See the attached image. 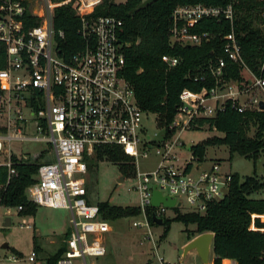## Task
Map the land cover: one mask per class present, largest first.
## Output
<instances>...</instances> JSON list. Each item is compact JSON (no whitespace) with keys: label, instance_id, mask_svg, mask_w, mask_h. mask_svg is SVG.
Returning a JSON list of instances; mask_svg holds the SVG:
<instances>
[{"label":"built area","instance_id":"1","mask_svg":"<svg viewBox=\"0 0 264 264\" xmlns=\"http://www.w3.org/2000/svg\"><path fill=\"white\" fill-rule=\"evenodd\" d=\"M34 1L37 0H0V41L6 47L5 66L0 68V118H5V123H0V168L3 169L0 209H4L0 213V230L6 227V218L11 221L22 210L21 205L3 203L6 187L17 174V165L34 162L42 156L9 152L5 141L12 139L45 141L55 153V161L41 163L35 181L26 188L28 199L38 206L65 208L71 213L72 231L64 239V250L55 264H96L88 258L106 254L103 235L111 230L110 221L102 217L97 204L90 202L85 179L87 160L104 146H117L133 160L147 156L150 149L161 156L155 170L138 173L137 185L133 188L140 193L137 207L144 220L133 221L134 226L149 227L152 215L164 219L167 207L150 203L153 189L175 198L173 207L186 203L190 211L198 213H203L210 201L223 198V189L228 188L232 179L231 172H223L216 161L204 169L202 162L195 158L196 165L192 162L174 165L172 161L176 157L172 150L180 144L178 139L164 136L159 141L156 133L154 136L147 133L144 115L148 112L138 105L132 85L120 74L124 65L118 38L122 19L113 15H90L101 0H41L32 8ZM69 3L79 16L78 33L85 44L82 49L64 55L59 49L64 32L54 27L53 11ZM27 13L39 18V22L26 26ZM262 17L260 26L264 34V9ZM171 18V43L197 45L208 39L207 32H189L202 18L224 19L231 28L223 37L224 55L217 56L209 65L214 86L200 91L182 90L177 112L167 126L168 132L197 127L199 117L214 116L227 100L239 112L262 110L259 103L264 102V56L258 72L244 61L234 30L233 2L226 6L177 5ZM161 59L168 67L178 63L177 57L168 54H163ZM226 61L241 66V79L224 77ZM24 108L38 133L34 137L21 135V122L28 121ZM162 129L164 133L167 130ZM257 220L263 226H258ZM248 229L264 232V213H250ZM210 255L213 256L212 244ZM26 258L28 262L40 264L36 261V250ZM259 258L264 264V248ZM24 259L12 253L0 259V264H14ZM158 260L159 264H170L161 257ZM228 264L237 263L230 259Z\"/></svg>","mask_w":264,"mask_h":264},{"label":"trees","instance_id":"2","mask_svg":"<svg viewBox=\"0 0 264 264\" xmlns=\"http://www.w3.org/2000/svg\"><path fill=\"white\" fill-rule=\"evenodd\" d=\"M143 0H101L90 15H113L122 19L118 38L122 44L124 65L120 74L132 85L138 105L145 112L156 114L160 127H166L172 121L180 104L182 90L200 91L214 86L209 65L217 56H223V37L230 30V23L224 19L202 18L189 28L191 33L209 34L200 44H180L170 42L172 12L177 5L202 3L213 6H226L233 2L235 9L234 30L240 42L242 56L246 64L255 72L264 56V34L260 24L263 21L264 0H155L151 4L138 8ZM25 2V1H24ZM25 25L33 26L39 18L27 13ZM53 24L64 32L60 40L61 54L69 55L84 47V40L78 33L79 16L71 3L58 6L53 11ZM163 54L175 56L178 63L168 67L161 57ZM6 47L0 41V68L5 66ZM224 77L241 79L242 68L238 64L226 61ZM264 74V73H263ZM198 126L206 124L209 130L221 132L201 142L190 144L193 158L204 160L208 145H226L231 158L239 154L255 161L264 153V109H246L239 112L232 101L227 100L222 109L212 117H199ZM253 127V134L249 131ZM165 137L171 132L165 130ZM99 161H107L118 166L123 174H132L134 164L129 156L117 146H104L97 149L87 168L97 167ZM39 161L21 162L17 165V174L8 183L3 203L10 206H22L20 214H35L38 205L27 197L26 188L35 181ZM232 179L228 193L221 199L210 201L203 213L189 211L177 212L174 219L184 224H195L196 234L212 232L213 264H228L223 259H233L237 264H261L259 255L264 248V232L249 230L250 213H264V197H252L264 189V173L241 176L231 172ZM3 169L0 168V181ZM104 219L113 222L119 218L139 213L136 206H121L107 201L97 203ZM150 224H154L149 217ZM258 226L263 223L257 220ZM164 234L170 220L165 218ZM195 236L193 234L188 240ZM187 240V241H188ZM64 246L49 255L46 264H55L62 254ZM223 260V263H222Z\"/></svg>","mask_w":264,"mask_h":264},{"label":"rangeland","instance_id":"3","mask_svg":"<svg viewBox=\"0 0 264 264\" xmlns=\"http://www.w3.org/2000/svg\"><path fill=\"white\" fill-rule=\"evenodd\" d=\"M124 1L114 0L115 3ZM40 3L41 0L34 1L32 8ZM23 112L28 121L21 122V135L26 137L38 135L33 128L27 108H24ZM0 123H5L4 117L0 118ZM144 124L148 134L154 136L156 133L159 141L164 140V130L158 125L156 114L148 112L144 115ZM248 134H253V127ZM213 135L222 134L214 129L209 130L206 124L183 130L177 128L170 136V140L178 139L180 143L172 150V154L176 157V160L172 161L174 165L181 166L185 162L196 165L198 162L186 145L201 142ZM5 149L20 156L30 157L41 154L42 156L36 159L40 163L55 161L53 148L45 141L12 139L5 141ZM89 160L91 159L87 162ZM131 160L134 164L132 174H123L117 165L107 161H99L97 167L87 170L85 179L91 203L107 201L121 206L140 205V193L133 188L137 185L138 173L155 170L161 162V156L154 149H150L147 156H139ZM213 161L219 163L223 172H237L241 176L256 174L257 177H262L264 173V153L255 161L239 154H234L230 158L226 145L213 144L205 148L203 168L205 169ZM121 177L123 180L119 181ZM252 197H264V189L253 193ZM3 211L4 209L1 208L0 213L2 214ZM189 211L186 203L179 207H167L164 217L170 220V224L166 234H164L165 224L154 223L149 227L134 226L133 221L144 220L141 213L110 222L111 230L103 235L106 254L88 258V261L96 264H159L158 258L161 257L164 262L170 264H204L194 250L186 253L183 250L188 237L196 235L195 224H184L174 219L177 212ZM70 217L71 213L68 209L46 206H38L35 214H14L11 217V224L0 230V241L9 244L8 248L0 247V259L13 253L25 258L14 264H35L28 262L26 257L32 250H36V261L46 264L47 257L55 253L61 245L64 246V239L70 235L72 231ZM148 230L151 233L150 237ZM212 258L213 256L210 255L208 264H213Z\"/></svg>","mask_w":264,"mask_h":264},{"label":"water","instance_id":"4","mask_svg":"<svg viewBox=\"0 0 264 264\" xmlns=\"http://www.w3.org/2000/svg\"><path fill=\"white\" fill-rule=\"evenodd\" d=\"M155 0H143L138 8H142L144 6H147L149 4H151L152 2H154ZM259 107L260 109H264V102L260 101L259 103ZM186 147L190 150V144L186 145ZM123 177H121L119 179V181H122ZM223 193L224 195H226L228 193V188H224L223 189ZM150 203L152 206H158L160 204H162L165 207H173L174 203H175V198H171L168 195H163L161 193V191L157 190V189H153L152 193H151V199H150ZM152 221L156 224H161L163 219L156 217L155 215H152ZM11 224V221L9 218H6L5 222H4V226H9ZM214 234L212 232H202L197 234L196 236L193 237V239H191V241H188L185 245H184V253L194 250L197 255L199 256V258L201 259V261L204 264H208L209 263V255H210V245L212 244V240H213ZM2 248H8L9 244L8 242L4 241L2 243Z\"/></svg>","mask_w":264,"mask_h":264},{"label":"crops","instance_id":"5","mask_svg":"<svg viewBox=\"0 0 264 264\" xmlns=\"http://www.w3.org/2000/svg\"><path fill=\"white\" fill-rule=\"evenodd\" d=\"M196 235H197V234H196ZM196 235H195V236H196ZM192 239H193V238H192ZM190 240H191V239H190ZM190 240H188V241H190ZM188 241H186V242H185V244H186ZM185 244H184V245H185ZM223 260L230 261V259H226V258H225V259H223ZM223 260H222V263H223ZM212 263H213V262H212Z\"/></svg>","mask_w":264,"mask_h":264}]
</instances>
